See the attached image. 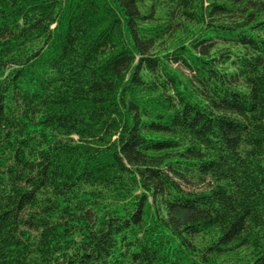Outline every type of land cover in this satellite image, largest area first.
<instances>
[{
  "label": "trees",
  "instance_id": "trees-1",
  "mask_svg": "<svg viewBox=\"0 0 264 264\" xmlns=\"http://www.w3.org/2000/svg\"><path fill=\"white\" fill-rule=\"evenodd\" d=\"M0 264H264V0H0Z\"/></svg>",
  "mask_w": 264,
  "mask_h": 264
}]
</instances>
